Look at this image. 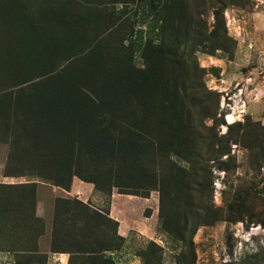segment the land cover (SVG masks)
<instances>
[{"label":"rangeland","instance_id":"rangeland-1","mask_svg":"<svg viewBox=\"0 0 264 264\" xmlns=\"http://www.w3.org/2000/svg\"><path fill=\"white\" fill-rule=\"evenodd\" d=\"M23 11L59 13L47 50L11 24ZM83 92L103 107L77 118L107 120L102 138L142 132L143 151L114 163L110 150L84 153L70 106L46 108L54 95L85 104ZM134 163L148 170L141 185L161 184L146 201L116 198L124 221L152 232L127 227L123 238L110 181L140 175ZM76 178L99 198L60 195L46 220L39 193ZM41 250L69 251L74 264H125L123 253L137 264H264V0H0V254L44 264Z\"/></svg>","mask_w":264,"mask_h":264},{"label":"trees","instance_id":"trees-1","mask_svg":"<svg viewBox=\"0 0 264 264\" xmlns=\"http://www.w3.org/2000/svg\"><path fill=\"white\" fill-rule=\"evenodd\" d=\"M19 12V11H18ZM24 12V11H23ZM33 13V12H32ZM54 14V13H53ZM59 13H55L52 17L48 14H46L47 19L44 17H36L38 16V14H30V11L27 12H12V14L10 15V20H11V24L14 25L16 23V25H18L20 27V29L24 28L26 29V34L27 36H31L32 41H35L37 43L38 48L37 52L43 51V50H47V48L50 46V43L47 41L49 40L46 30L49 29H55V27H50V23L53 20L52 18L57 16ZM30 21V27L27 28L26 27V21ZM49 21V22H48ZM56 21H59V19H56ZM50 27V28H48ZM31 32V33H30ZM29 34V35H28ZM19 36L14 35L11 36V40H10V46L11 45H16L18 46L19 44H21L19 42ZM50 39H52V36L50 37ZM16 43V44H15ZM71 86L73 87V89H75V91H82L83 87H80L79 85L75 86V84H71ZM70 88V86H69ZM85 93V104H81L80 101H78L77 103H70L68 102L67 104H65V100H63V95H54L52 96V100L50 99L49 102L46 103V108H48V110L52 113L53 110L52 109H60L61 111H64V108H68V106H70V113L73 115H69L68 116V121L69 124H71V126L69 128H80L81 131H78L76 129L72 130V132L74 134H79V132H83L85 134V138L83 139V141H85L86 143H88L89 145H87V147L89 146V149H86L84 151V153H90L91 152L94 155H98L101 152H107L108 150H110L111 152V158L113 159V163L118 161V157L120 154H125V152L131 153V151L133 152V150L138 149L139 152L143 151L142 146L139 144L138 141H143V137L142 135H144L142 132H138V131H130V130H124V129H120L116 130V128L113 130L112 132V136L109 138H102L101 133L105 132L103 131L105 124L107 123L106 121H98L95 120V118H91L90 121L87 119L86 113L89 112L91 113V115H95L94 112H90L91 108H102L103 105L100 102H97L95 100H93V98H90L89 94L86 92ZM88 99H89V104H88ZM87 111V112H83V114L81 115V119L77 118V114L81 111ZM78 112V113H77ZM53 119V118H52ZM93 122H96L98 128L94 129L97 126L93 125ZM110 122H112L113 124L116 125L115 121L110 119ZM92 124V125H91ZM51 130L52 132H55V128L53 126H51ZM117 127V126H116ZM83 128H85L83 130ZM59 130V129H57ZM105 130V129H104ZM115 133V134H114ZM122 135V136H121ZM126 136H128L129 138L126 139ZM101 137V138H100ZM100 138V139H99ZM71 138L68 137L67 141H69ZM134 142L135 144V148L133 147V144H131V140ZM80 140V139H79ZM72 141V139H71ZM75 144L73 143V149H75ZM127 149V151H126ZM91 152H90V151ZM120 160H124L122 158L119 157ZM156 163V161L154 162ZM168 165L169 168H172V165H174L172 162L168 161L166 163ZM131 168H136V172H139L140 175H138L137 177L133 178V176H126L125 179L127 180V182H124L125 180H122L123 178H121L119 175H116L115 177L111 178L110 181V193L108 196L112 195V190L114 188H117L118 190L121 191L122 194H127V195H134V196H138V192L141 191L143 193H146L145 195H142L141 197L146 198L148 195V191L153 190V188L155 187V184H161V179L157 178V177H153L152 180L157 181L155 182V184H153V186L151 187V189L144 187L143 185H141V182H143V175L145 173H148V170L146 168H144V166H140L137 165L136 163L132 164L130 167H128V169ZM173 171H176V166H173V168L171 169ZM119 171V170H118ZM85 180V179H84ZM90 182V181H89ZM95 182H97L95 180ZM94 181H92V183H95ZM120 183V184H119ZM58 186H61L58 184ZM97 186V185H96ZM70 187V185L66 186V190H68V188ZM161 188V185H160ZM25 196H28L25 195ZM117 239L122 240V238L120 236L117 235ZM119 245V243H118ZM114 248V247H113ZM116 249V248H114ZM94 249H92V251H88V252H84V251H75L74 253H79V254H96V251H93ZM105 263H107V261H104Z\"/></svg>","mask_w":264,"mask_h":264},{"label":"crops","instance_id":"crops-1","mask_svg":"<svg viewBox=\"0 0 264 264\" xmlns=\"http://www.w3.org/2000/svg\"><path fill=\"white\" fill-rule=\"evenodd\" d=\"M58 190H61L64 193ZM60 195L72 197L84 203L92 199L94 200L96 198H99V195L94 190L92 184L84 183L77 178L74 179L69 191L54 188L50 192L44 193V190H42L41 193H39V197H38V208L40 209L39 212H41L42 216L46 220L48 221L52 220L53 214H54V199ZM119 196H126L127 198H129V201H132V200L134 201L135 199L137 200L141 198L137 196H129V195H121V194L116 195L115 193L112 194L109 216L111 219H113L115 222L118 223V227H119L118 234L123 238H127L129 234L127 230V227H128L130 229L135 228V230L140 232L142 235H145V236L150 235L152 232H150V229L146 226L148 225L147 222L145 221H142V222L124 221L128 210H124L121 206L116 204V198H118ZM143 199L145 201L148 200L147 198H143ZM38 254H41L44 256V264H72V262L74 264V261H72V257L74 254H71L69 251L53 252V251L41 250V252ZM123 254L122 256H125L124 257V260L126 261L125 264H137V262L134 261L135 256L131 254L130 255L129 254L123 255ZM109 256H113L112 258L113 261L114 262L116 261L117 253L116 254L110 253ZM15 258L16 257L11 253L0 254V261L3 262L4 264H15V260H16ZM117 259L120 260V258L118 257Z\"/></svg>","mask_w":264,"mask_h":264}]
</instances>
